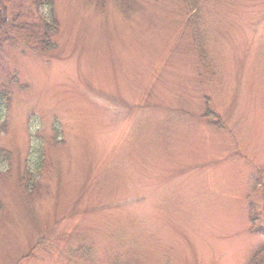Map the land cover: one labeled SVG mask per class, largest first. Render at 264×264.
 <instances>
[{
	"label": "rangeland",
	"instance_id": "obj_1",
	"mask_svg": "<svg viewBox=\"0 0 264 264\" xmlns=\"http://www.w3.org/2000/svg\"><path fill=\"white\" fill-rule=\"evenodd\" d=\"M54 14V52L0 57V264H249L264 249V0Z\"/></svg>",
	"mask_w": 264,
	"mask_h": 264
},
{
	"label": "trees",
	"instance_id": "obj_2",
	"mask_svg": "<svg viewBox=\"0 0 264 264\" xmlns=\"http://www.w3.org/2000/svg\"><path fill=\"white\" fill-rule=\"evenodd\" d=\"M57 30L54 0H0V57L13 50L50 54L56 49L53 37ZM1 87L0 104L8 107L9 88ZM251 259L249 264H264V249Z\"/></svg>",
	"mask_w": 264,
	"mask_h": 264
}]
</instances>
